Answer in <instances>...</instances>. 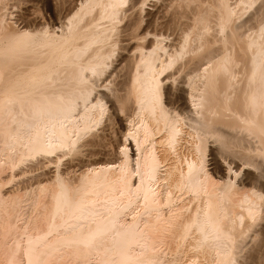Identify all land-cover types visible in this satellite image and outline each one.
I'll list each match as a JSON object with an SVG mask.
<instances>
[{
	"label": "bare ground",
	"instance_id": "6f19581e",
	"mask_svg": "<svg viewBox=\"0 0 264 264\" xmlns=\"http://www.w3.org/2000/svg\"><path fill=\"white\" fill-rule=\"evenodd\" d=\"M53 1L0 0V264H264V0Z\"/></svg>",
	"mask_w": 264,
	"mask_h": 264
},
{
	"label": "rangeland",
	"instance_id": "374dc122",
	"mask_svg": "<svg viewBox=\"0 0 264 264\" xmlns=\"http://www.w3.org/2000/svg\"><path fill=\"white\" fill-rule=\"evenodd\" d=\"M52 3H53V5H54V1L52 0ZM154 3H157V5H158V7H160L161 5H162V3L161 2H159V1H154ZM74 4V3H73ZM147 8V11L148 12H152V13H154L155 11H156V9L157 8H154L153 7V3H150V5L149 6H147L146 7ZM48 13V14H47ZM53 16V13H52V11H49V12H45V17L46 18H48L49 16ZM146 14H144V16H145ZM35 16V17H34ZM37 16L36 15H33L31 18H36ZM39 20H42V18H39ZM145 25H146V22L144 23ZM144 25V26H145ZM119 124H120V126H121V128H122V121H120L119 122ZM125 124V123H124ZM120 126L118 125V127L120 128ZM119 128H117V130L119 131L120 129ZM118 136H120V135H118ZM212 146V145H211ZM115 153V151H113V154ZM212 159V157L211 156H209L208 157V160L210 161ZM219 162H221L222 163V161H220L219 160ZM211 164V162L209 163V165ZM223 164V163H222ZM221 164V165H222ZM225 165L223 164L222 165V167L225 169L226 167H224ZM23 168V169H22ZM24 168H25V166H21V167H19L18 168V170H16V174H19V172L18 171H20L21 172V170L20 169H22V170H24ZM213 168V166H210L209 167V169H212ZM18 172V173H17ZM9 174H11V173H6L4 176H6L5 178H8L9 177ZM19 177V178H18ZM22 176L21 175H19V176H17V178H16V181L15 182H13V183H11V184H7L8 186L6 187L5 186V189H4V191H8L9 189H12L13 187H15L16 189L17 188H22V187H20V186H23L22 184L24 183V180L23 179H25V177L23 176L22 178H21ZM18 181V182H17ZM17 182V183H16ZM21 185H20V184ZM13 186V187H12Z\"/></svg>",
	"mask_w": 264,
	"mask_h": 264
}]
</instances>
